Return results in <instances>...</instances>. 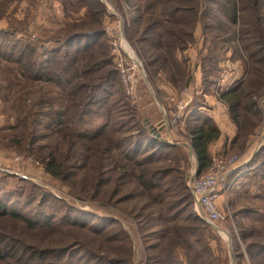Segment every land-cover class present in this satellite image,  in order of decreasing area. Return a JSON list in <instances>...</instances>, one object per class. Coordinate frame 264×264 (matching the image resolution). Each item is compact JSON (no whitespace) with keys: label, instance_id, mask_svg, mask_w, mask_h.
Returning a JSON list of instances; mask_svg holds the SVG:
<instances>
[{"label":"trees","instance_id":"obj_1","mask_svg":"<svg viewBox=\"0 0 264 264\" xmlns=\"http://www.w3.org/2000/svg\"><path fill=\"white\" fill-rule=\"evenodd\" d=\"M10 1L3 0L0 5ZM84 4L83 0H61L64 10L67 6H77L80 10ZM129 6L135 16L130 20L129 27L126 23L124 25L126 38L139 50L147 68H152L153 75L164 72L174 86L189 87L193 82L191 72L187 71L185 78H181L186 68L177 62V54L187 48L197 25L202 26L204 32L214 31L216 37L222 33L225 38L223 43L230 46L237 59L250 64L246 82L216 96L227 108L226 116L235 128L230 147L224 145L218 157L224 158L227 152L240 147L243 149L249 136L260 125V113L253 100L264 92V0H133ZM212 6L216 7L215 11L211 9ZM92 8L86 11L87 21L68 22L63 32L41 30L44 37L34 39L37 46L17 43L22 48L18 58L2 52L13 50L15 43L0 46V74H6L3 79L6 82L9 77L17 82V87L9 85L4 88L0 85V90L6 92L0 99L14 124L0 130V145L33 156L46 175L66 185L82 173L93 174L92 189L87 192L79 189L74 193L73 196L79 200L98 199V193L105 184L107 186L110 174L117 170L120 186L134 183L136 189L124 194L120 204L140 196L146 198L133 213L146 253L139 264H227V255H222L219 245L220 242L224 245L220 237L194 211L187 173L181 170L185 157L178 145H171L162 138L164 129H155V135H152L140 127L135 115L136 108L127 106L121 97L119 125L114 123L112 129L94 132L85 129L90 108L98 104H101L106 119L115 120L114 114L118 113L113 107L116 98L110 103L105 102L103 96L107 94L106 88L113 87L114 95L123 96L116 86L109 85L118 74L116 69L103 70L101 67L102 64L106 68L112 64L108 55L101 53L103 46L96 52L89 49L87 43L80 44L81 41L104 36L103 31L96 28L100 20L95 18L104 10ZM214 13L217 17H214ZM213 20L216 27L209 24ZM10 24L5 29L0 28V39L15 34ZM85 26L87 29L81 30ZM208 39V42L217 40L213 36ZM208 42L206 37L205 43ZM44 43L57 44V47L45 49ZM70 47H74L72 53L62 51ZM214 52V49H209L208 57L200 56L193 66L200 69V88L182 117L183 122L187 123V135L200 175L211 169L213 157L210 145L220 137L214 120L200 111L216 78L215 64L218 62L213 56ZM166 53L169 59L165 57ZM48 65H51L50 69ZM21 81L26 90L25 99L18 88ZM10 88L18 89V93H8ZM53 90H56L55 94ZM34 91L36 95L28 100L27 97ZM42 123L49 132L47 140L41 147H34L36 137L32 134L35 126ZM9 129L20 131V136L22 130L27 132V139L18 138L16 133H2ZM118 132L120 136L114 135ZM149 148L154 152L147 151ZM164 150H175V160L179 165L174 163L173 167H167V162L172 158L167 162L159 160L157 156ZM142 151L145 154L140 156ZM177 155L179 160L176 159ZM258 157L261 158L257 153L253 159ZM261 167L263 173L258 175L260 183H252L259 192L258 202H249L238 208L234 199L230 201L234 219L246 217L250 221L247 227L237 223V236L244 244L246 256L252 264H264V161ZM117 190L118 185L111 192ZM11 192L14 191L0 189V264H132L131 241L118 222L112 221L113 227H107L104 225L105 219L61 201L60 208H57L61 215L53 223L56 217H49L39 209L42 202L29 207L28 195ZM39 196V201L43 198L44 202L53 198L45 193ZM190 207L193 208V215L188 211ZM240 209L245 211L236 215ZM184 212L191 217L179 222ZM86 218L89 219L87 224L98 225L84 224L82 221ZM13 224L21 227V230L19 227L16 229L26 238L4 233L3 230L13 227ZM73 250L85 254V258H74L71 256ZM234 258L247 264L237 247Z\"/></svg>","mask_w":264,"mask_h":264},{"label":"rangeland","instance_id":"obj_2","mask_svg":"<svg viewBox=\"0 0 264 264\" xmlns=\"http://www.w3.org/2000/svg\"><path fill=\"white\" fill-rule=\"evenodd\" d=\"M84 1V8L80 9L76 6H67L66 9L61 5V0H21L19 4L16 5V8H12L9 13L3 14L5 10H7L10 7L4 6L2 10L0 9V18L4 15L5 21L0 22V28L5 29L9 27V24L14 27L15 34L12 37H9L7 39H0V46L5 45L10 46L13 45L15 47L12 49L2 50V52L5 55H10L13 58L19 57V52L22 50L18 44H35L36 42L34 39L37 37H44V32L41 30L47 29L48 32H63V29L66 28V24L68 22H77L81 19L88 20L87 18V10H89L91 7L94 9L99 10L100 8L104 10L103 14H99L95 18L100 20V24L96 27L98 30L103 31L104 36L102 38H94L89 41H81L80 44L87 43L86 46L89 47L92 51H100L102 49L101 46H103L102 54L105 53L108 55L110 61H111V67L103 66L101 65L102 69H113L115 70V62L112 60L114 58L112 54L111 49V42L113 41V38L117 37V32L119 31V22H121V26L123 28V36L125 40L130 44L132 50L134 51L135 55L139 58V60L143 64V68L145 71V78H138L137 84H136V91L135 95L132 98L125 97L123 93V89L120 83V79L118 74L115 76L114 81L110 82L109 85L116 86V89H118L121 92V95H114V88L108 87L107 94L103 97L106 98L104 100L107 103H110L116 98V101L114 102V108L117 109L118 113L114 114L113 121H110L105 118L102 106L101 104L92 106L89 110V114L86 116V124L85 129H89L90 131L94 132L99 129H112L114 126V123L116 125L120 124V97L123 100V103H126L127 106L133 108H136V119L137 123L140 125V127H143L145 130H148L145 126V123H148L152 128L158 131H161L160 128L164 129V132H160L161 136L164 140L169 142L166 132L167 129L164 126V116L162 112L159 109V106L157 105L155 99H158L161 103L160 104H166L168 105V100L163 103L165 100V97L170 98L174 95L175 92L181 91L184 87L181 85L174 86L173 83H171L168 79V77L165 75V73H160L158 75H153L151 69L147 68L145 61L143 60L142 56L139 53V50L132 45V43L126 38L124 34V25L126 23L127 27L130 26V20L132 19L135 14L132 12L129 2H132L133 0L129 1H123V0H102L105 1L110 5V10H107V7L105 6L104 2L101 0H83ZM44 2L50 4L49 11L48 9H43ZM21 3H23V8H20ZM45 3V4H46ZM60 4V8H56L55 12H51L53 9L54 4ZM32 5L34 9L29 8V6ZM48 5V4H46ZM6 7V8H5ZM80 7V6H79ZM92 8V9H93ZM18 9V10H17ZM59 9V10H58ZM91 9V10H92ZM211 9L213 11L216 10V7L212 6ZM112 10V11H111ZM67 13V17H66ZM90 14V13H88ZM95 14V10L93 12V15ZM214 17H217V14H213ZM118 16V18H117ZM119 19V20H118ZM9 22V24H8ZM209 24L215 26L216 22L215 20L209 22ZM132 26V24H131ZM202 26L197 25L196 29L193 32V37L191 39V42L187 43V48L177 54V62L179 65H184L186 70L180 75L181 78L184 79L185 75L189 72H192L193 64L198 63L199 57H208L209 49H214V58L218 64H215L216 67V78L213 80L214 85L210 88V91L208 93V96L217 99L216 96L220 94L222 91L235 87L239 84H242L244 81L246 82V79H248L250 74V64L248 62H241L237 59V57L234 55V52H232V49L229 45L224 44V36L222 33L220 34V37L215 36L214 31H207L204 32L201 28ZM216 27V26H215ZM87 29L86 26L81 28V30ZM50 33H47L50 35ZM56 35V34H55ZM63 35V33H62ZM61 35V36H62ZM215 38L217 40H213L212 42H208L210 38ZM207 37V42H206ZM45 49H49L52 47H55L57 44H43ZM35 46H37L35 44ZM57 47V46H56ZM38 49V48H37ZM73 52L74 47L65 48L62 50ZM49 57V56H47ZM165 57L169 59V54H165ZM201 57V58H202ZM7 58V57H6ZM101 59H104V57H101ZM250 63V62H249ZM49 69L51 68V65L47 66ZM13 67L11 68V70ZM183 69V68H182ZM167 72V70H165ZM117 73V72H116ZM6 78V74L2 75L0 74V85L4 88H8L9 85L16 86L15 83H17L14 78L9 77L8 81H4L3 79ZM23 82L21 81V87H18L20 89V92L24 93V99H25V92L26 90L22 87ZM121 87V89H120ZM24 89V90H23ZM122 90V91H121ZM55 94L56 90H53ZM260 91V88H259ZM2 92V93H1ZM8 93H18V89H9L7 91ZM6 93L3 90H0V97ZM34 91L31 93L27 99L31 100L36 94ZM213 94V95H211ZM194 96L192 95L190 103L193 101ZM211 99V98H209ZM212 100H209L211 102ZM218 101V99H217ZM253 101L256 103V109L260 113V125L258 129L255 131L254 134L249 136L248 142L246 146L240 147L239 149H235L234 151L227 152L226 156L224 158L228 157H237L238 163L235 164L232 168L235 167L234 172L229 178H226L224 182H222V185L219 189V196L217 198V204L218 208L224 217L223 223L220 224V228L229 234L231 239V247H230V259L228 256L229 249L222 245L220 242L219 245H221V249L223 254L227 255V264H246L245 262H242V260H238L234 258V250L236 247L240 249V252L243 253L245 257V261L247 264H252L250 260L247 258L245 250H244V244L237 236V223L239 222L241 226L247 227L250 223L249 219L246 217H241L238 219H234L233 210L231 206V199H234L236 201L237 207H243L247 205L249 202L257 203L258 199L257 196L259 195V192L255 188V186L252 185V183H255L258 185L260 183V179L258 178V175H261L263 172L262 169V161H264V92L259 97L255 98ZM167 102V103H166ZM219 102V101H218ZM188 104V106L190 105ZM221 103V102H220ZM9 104V103H7ZM222 104V103H221ZM5 104H3L2 100L0 99V130L7 129L9 127H12L13 121L9 117L10 112H6ZM10 105V104H9ZM187 106V107H188ZM204 108H201V112H203L205 115L210 116V107L206 100H204ZM223 112L221 113L222 116H226V107L224 104H222ZM173 107H170L169 111H172ZM187 108L184 110L183 115L181 116V122L178 126L175 127V131L171 134V140L173 144L171 145H178L179 151L184 155L185 161L181 165V170L186 174L187 170L190 166L189 163V152L184 147L183 143L190 142L189 136L187 135V123L183 122L182 117H184V114L186 112ZM116 111V110H114ZM118 115V116H117ZM150 120L153 118L155 121L154 123H149ZM212 118V117H211ZM224 118V117H223ZM213 119V118H212ZM226 120H228L227 116L225 117ZM214 120V119H213ZM125 121V120H124ZM216 124H219L220 126L223 125V122H220L219 119L214 120ZM83 124V125H84ZM46 126H44V123L37 124L34 128V134L36 137L34 147H41L45 144L47 140L48 131H46ZM221 129H223L221 127ZM149 131V130H148ZM18 132V133H17ZM14 132V130H3L2 133L5 135H13V133H16L17 137H23L27 139V132H24L23 130L21 132L22 136H20V131ZM150 132V131H149ZM15 135V136H16ZM114 135L120 136V132L115 133ZM31 137V136H30ZM232 141V138L227 141V136L224 138L223 142L218 145V148L213 152L212 157L219 158L218 154L221 152L222 147L225 145L226 148L230 147V143ZM182 143V144H179ZM217 141L213 142L210 146L215 147ZM147 151L151 152L154 150L149 148ZM175 150H164L161 155L159 154L157 158L159 160H164L167 162L172 158L170 162H167V167H173L177 163L179 165V162L175 160L176 155ZM260 155L261 158L253 159V156ZM12 154H15L22 158V174L23 176H17L12 174H6L3 172H0V189L2 191H14L20 192L24 196L28 195L30 199H28L30 206L33 207L35 205H38L37 202H42L43 204H39V209H41L45 215H48L49 217L55 216L56 218L53 219V223H56L58 218L60 217L59 209L61 206V201L64 202L67 206L70 207H77L83 212H90L91 215H94L96 217H99L101 219H105V226L107 227H113L112 221L118 222L120 226L123 228V230L128 234L129 239L131 241L132 249H133V256H132V264H139L140 261L144 259L145 251L143 250L144 244L141 239V236L139 232L137 231V225L136 222L133 220V213L139 209V207L143 204L146 199L143 196L137 197L135 200H127L128 202H122L120 204V200L124 199V194H127L129 192H132L135 188L134 183H129L128 185L120 186V182L118 180V170L117 172L110 174V178L106 181V184L101 189V192L99 194V198L96 200H79L74 195V193H77L79 189H84L86 192L87 190L92 189L93 185V174H80L75 179H72L69 181V183L63 184L60 182H57L55 180H52L48 175L44 173L41 166H39L36 161V158L33 156L27 155V154H21L18 152L15 148L7 147L6 145H0V156L3 158H8ZM145 154L144 151L140 152L139 155ZM176 159L179 160V156H176ZM175 160V161H174ZM90 163V162H89ZM160 167V166H158ZM211 169L207 173H211ZM28 177V179L26 178ZM32 179V180H31ZM262 183V181H261ZM116 185H118L117 192H111L113 189L116 188ZM139 190V189H137ZM41 193H45L47 195H50L53 198L48 199L46 202H44L42 199L40 200ZM236 193V195H234ZM89 196V195H87ZM126 197V196H125ZM21 197L18 198L20 200ZM62 209V208H61ZM183 209V208H182ZM181 209V210H182ZM193 213V208L190 207L188 210ZM240 211L244 212L245 210L240 209L237 213ZM193 215V214H192ZM186 217L189 216L188 212H184L179 217V222H182ZM89 219H84L82 222H85L84 224H87ZM87 225L91 226H97L98 223H88ZM13 227L5 228L4 233L10 235V236H16L18 238H26V236L20 231L21 227L19 225H12ZM17 227L20 228V230L16 229ZM101 228V227H100ZM117 228V226H116ZM2 229V228H1ZM82 238L84 239L83 235ZM81 238V237H79ZM81 238V239H82ZM220 241V240H218ZM215 246V245H214ZM213 246V247H214ZM215 248V247H214ZM78 250H73L71 253V256L74 258L77 257L78 259L85 258V254L78 253ZM217 255V254H216ZM232 258V259H231ZM236 259V260H235ZM93 263V262H91Z\"/></svg>","mask_w":264,"mask_h":264},{"label":"built area","instance_id":"obj_3","mask_svg":"<svg viewBox=\"0 0 264 264\" xmlns=\"http://www.w3.org/2000/svg\"><path fill=\"white\" fill-rule=\"evenodd\" d=\"M104 4L109 11L111 8L110 5L105 1ZM118 30L117 37L113 38L111 42L112 54L114 56L113 60L125 97L133 99L136 91L137 79L145 78L146 75L142 62L135 55L130 44L123 36L121 22H119ZM192 95L191 89L185 87L181 91L175 92L170 98L165 97L164 102L168 100L167 106L166 104H160L161 102L155 99L164 116V126L167 129L166 136L171 144H173L170 142L171 134L175 131V127L181 122L180 118L190 103ZM170 107H173L172 111H169ZM183 145L189 152L190 166L187 170V186L193 196L194 211L198 217L211 226L230 251V236L220 228V224L223 223L224 217L218 208L217 198L222 182H224L230 172L235 169V167H232L237 164L239 160H237V157L223 159L213 158L211 167L212 172L200 175L198 173L197 160L191 142L183 143ZM20 170L22 171L21 157L15 154H12L8 158L0 156V172L23 176ZM26 178L28 179V177Z\"/></svg>","mask_w":264,"mask_h":264},{"label":"crops","instance_id":"obj_4","mask_svg":"<svg viewBox=\"0 0 264 264\" xmlns=\"http://www.w3.org/2000/svg\"><path fill=\"white\" fill-rule=\"evenodd\" d=\"M2 1L3 0H0V3H2ZM20 2H21V0H12V1L6 3L5 5L4 4L0 5V9L2 10V8L4 6L10 7V8H8L7 10H5L3 12V14L5 15V13H9L12 8H16V5L19 4ZM45 3L46 2H44L43 9H48V11H49V8L51 6H50L49 3H46L48 5H46ZM20 8L21 9L23 8V3H21ZM29 8L34 9V7L32 5H30ZM56 8H60V4L59 3L53 5V9L51 10V12H55ZM0 13H2V12H0ZM4 15L1 16L0 22L2 20V21H4L6 23ZM193 66H194V64H193ZM191 73L193 74V82L189 85V88L191 89L192 94L194 96V95H196L198 93V90L200 88L201 73H200V69L199 68H192V72ZM209 98H211V99H209ZM205 100H206V102L208 103V105L210 107V110H209L210 111V116L214 120L217 118V119H219L220 122H223L222 126H220L219 124H216L218 129H219V131H220V137L218 138V140H216L217 144L215 143L216 144L215 147L211 148V146H210V153L212 155L213 152L218 148V145L223 142V140H224V138L226 136H227V141H229L231 138H233V136L235 134V128L231 125V123L228 120L225 119V116L221 117V113L223 112L224 108L222 107V104L217 101V99H214V98H212L210 96H206ZM209 100H212V101L209 102ZM163 103H164V101H163ZM154 122L155 121L153 120V118L151 120L149 118V123H154ZM221 127L223 129H221ZM229 254H230V251H228V256H229V259H230V255Z\"/></svg>","mask_w":264,"mask_h":264},{"label":"water","instance_id":"obj_5","mask_svg":"<svg viewBox=\"0 0 264 264\" xmlns=\"http://www.w3.org/2000/svg\"><path fill=\"white\" fill-rule=\"evenodd\" d=\"M102 1V0H101ZM104 2V1H102ZM145 126L147 127V129L150 131V133L152 135H155V130L152 128V126H150L148 123H145ZM157 137H159V135H157ZM234 172V170H232L230 173ZM230 255H231V252H230ZM232 259V258H231Z\"/></svg>","mask_w":264,"mask_h":264}]
</instances>
